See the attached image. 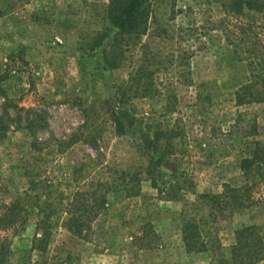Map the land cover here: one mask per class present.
Wrapping results in <instances>:
<instances>
[{"label": "rangeland", "instance_id": "obj_1", "mask_svg": "<svg viewBox=\"0 0 264 264\" xmlns=\"http://www.w3.org/2000/svg\"><path fill=\"white\" fill-rule=\"evenodd\" d=\"M229 1L150 0L147 33L115 40L108 0H0V118L8 125L0 216L13 202L29 213L26 223L0 228L9 248L0 264H233L238 228L256 224L264 238V165L245 172L242 163L255 140L264 145V102L237 103L250 75L230 42L236 23L264 22V14L240 4L227 10ZM106 28L109 37L95 46ZM121 96L132 123L121 116ZM156 128L165 130L159 138ZM155 144L164 156L152 170L162 188L163 180L176 185L177 199L152 186L146 166ZM119 165L137 177L111 189L90 238L69 235L60 221L47 250L33 248L49 192L63 208ZM224 191L241 206H214L202 233L210 250L186 256L185 216L199 205L207 216L203 194Z\"/></svg>", "mask_w": 264, "mask_h": 264}, {"label": "trees", "instance_id": "obj_2", "mask_svg": "<svg viewBox=\"0 0 264 264\" xmlns=\"http://www.w3.org/2000/svg\"><path fill=\"white\" fill-rule=\"evenodd\" d=\"M224 4L228 10V6H238L240 4L245 6V10L255 11L264 14V0H236V2L229 1ZM239 7V6H238ZM235 8V7H233ZM237 9V8H235ZM229 13L227 15L231 14ZM6 14V10L0 7V16ZM151 9L150 0H108L105 9V20L108 27L116 28L115 40L118 39V34H138L147 33L148 21L150 19ZM237 28H234L233 38L230 42L234 43V53L238 60H243L248 66L250 78L243 84L238 91H236V101L238 104H251L264 102V22L256 21H240L236 23ZM237 31V32H235ZM108 28L99 34L94 35L93 44L100 46L105 39L109 37ZM231 37V36H230ZM109 67H117L116 62L108 60ZM119 105L123 108L121 116L126 117L129 123H132L131 113L127 108V103L123 96L119 99ZM130 113V114H129ZM118 114L115 117L116 131L123 133L125 131L124 120ZM8 125L0 118V136L6 133ZM253 132L256 130V124L253 126ZM157 138L165 133V130L156 128ZM166 154V153H165ZM164 152L162 148L155 144V150L151 158L148 160L146 169H149L148 174H151L152 186L158 188L159 191L168 193L169 199H177L179 194L175 188L176 185L170 181H164L165 188L161 187L159 179L161 177L160 171L158 176L154 174L151 164L159 166L162 163ZM151 163V164H150ZM245 164V172L249 169H256L258 172L263 171L264 165V145L260 140H255L249 150L248 156L242 160ZM117 174L110 172L103 174L99 180L91 183V186L86 190H77L72 194V200L68 202L63 208L55 206V202L51 200L52 191L45 197V208L42 213V218L38 220L37 226L42 230L40 235H35L33 240V248L40 251H46L50 243L53 227L60 221L61 226L65 231L77 238H90V231L94 227L96 220L102 216L107 209V195L112 188L124 183L127 176L132 175L137 177V174H132L124 166L116 169ZM264 177V172H262ZM162 179V178H161ZM125 188V187H124ZM133 186L130 190L135 191ZM171 188V191L168 190ZM55 191V190H54ZM58 192V189H57ZM56 201L61 199V193ZM203 197L209 202V213L207 216H199V210H203L202 205L192 207L191 216H185L182 224V234L185 242V247L188 252H202L210 250L208 241L202 237L203 225L209 219L214 221L215 213L213 207L216 206L221 211L224 209L234 210L240 207L241 202L233 201L232 197L226 191L223 193H205ZM236 197V196H234ZM238 199V198H237ZM44 203V204H45ZM43 204V205H44ZM5 212L0 216V223L4 222L0 228L8 229L14 226L17 222L21 224L26 223L29 219V213L25 206L19 202H13L4 206ZM42 210V208L40 209ZM186 215V214H185ZM200 217L197 220L196 217ZM55 224H54V223ZM236 242L232 246L231 254L233 264H256L264 259V238L260 232L259 226L250 224L238 228L236 231ZM9 251L6 244L0 245V263L4 261L5 254Z\"/></svg>", "mask_w": 264, "mask_h": 264}, {"label": "crops", "instance_id": "obj_3", "mask_svg": "<svg viewBox=\"0 0 264 264\" xmlns=\"http://www.w3.org/2000/svg\"><path fill=\"white\" fill-rule=\"evenodd\" d=\"M181 239L183 240V237L180 238V240H181ZM179 249H181V251H182L186 256H188V257H190V258H191L190 255H192V256H195V255H196V253H194V252H188V251L186 250L185 242H184V241L181 242V245L179 246ZM198 253H200V254H206L205 252H198Z\"/></svg>", "mask_w": 264, "mask_h": 264}]
</instances>
